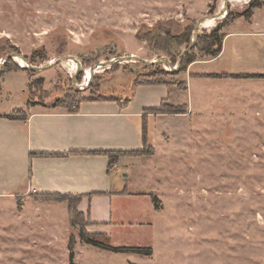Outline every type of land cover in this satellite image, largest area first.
<instances>
[{
	"label": "rangeland",
	"instance_id": "obj_1",
	"mask_svg": "<svg viewBox=\"0 0 264 264\" xmlns=\"http://www.w3.org/2000/svg\"><path fill=\"white\" fill-rule=\"evenodd\" d=\"M249 2L0 0V71L9 55L28 57L25 66L12 59L33 69L0 72L3 104L23 108L32 99L52 110L72 85L90 97L93 79L102 93L126 99L138 83L157 80L172 85L170 103L187 107L165 113L159 154L144 155L150 160L133 174L135 188L159 199L156 221L118 235L91 232L115 247H152L151 255L85 242L67 203L31 197L19 208L15 198L0 197V264H71L72 237L73 264H264V78L215 76L264 72V6L255 10L257 23L241 18L224 29L218 57L182 65L198 35ZM213 16L215 25L203 27ZM188 26L191 40L173 39L170 53L142 39L161 28L180 37Z\"/></svg>",
	"mask_w": 264,
	"mask_h": 264
},
{
	"label": "crops",
	"instance_id": "obj_2",
	"mask_svg": "<svg viewBox=\"0 0 264 264\" xmlns=\"http://www.w3.org/2000/svg\"><path fill=\"white\" fill-rule=\"evenodd\" d=\"M255 10L250 19H237L257 23ZM171 86L138 83L126 105L85 101L77 113L28 103L12 107L0 100V106H7L0 110V197L30 200L32 193L81 195L79 209L92 222L90 232L118 235L128 226L148 229L159 215L153 201L156 194L135 188L133 174L145 168L150 156L124 155L110 168L106 154L89 152L142 149L147 115L149 144L159 154V142L167 137L166 126H159L169 114L146 111L169 100ZM14 110H29L30 116L24 121L6 118Z\"/></svg>",
	"mask_w": 264,
	"mask_h": 264
},
{
	"label": "trees",
	"instance_id": "obj_3",
	"mask_svg": "<svg viewBox=\"0 0 264 264\" xmlns=\"http://www.w3.org/2000/svg\"><path fill=\"white\" fill-rule=\"evenodd\" d=\"M264 6V0H250L247 7L243 8L242 10L238 11H229L227 16L223 21H221L218 25H216L210 32H204L201 35H198L196 43L194 47L187 52L182 60V65H190L191 63L199 60V59H212L218 57L223 49L224 40L226 38V33L224 29L234 22L237 18L244 17L246 19H250L253 15V12L256 8ZM159 31H164V35L160 34ZM158 33H147L143 40L148 41L152 48L164 50L170 53V46L171 43L174 41L173 39L181 38L184 42H189L192 37L193 29L191 26H188L186 30H184V34L180 35V37L172 35L170 30H163L161 28L157 31ZM5 45L0 46L2 49ZM17 50V49H16ZM37 51H34V55ZM200 53V55H199ZM28 58V57H26ZM45 59V55L42 57ZM1 59V54H0ZM34 57L30 58V62L33 63ZM115 64L113 65V67ZM11 71H31L33 69L29 67H21L18 63L13 62V59L10 58L5 64L3 69L0 71L1 74H6ZM161 72L164 73H173V71H165L161 69ZM83 76V72L78 73L77 77L81 80ZM216 77H233V78H264V74L260 73H245V74H222V75H215ZM44 79L40 78L39 81H33L30 85H34L36 87V83H43ZM95 79H93L89 83V88L91 95L90 97L82 95L81 91L72 85L70 89L64 94L63 98H57L52 107L57 108L61 107L65 109L69 113H77L80 110V105L82 102L85 101H94V100H112V101H119L121 105H126L130 100L131 97L124 99L123 97L118 96H107L106 94L102 93L99 89V83L94 84ZM141 83L146 84H167L163 81H144ZM187 89V85H184V90ZM122 101V102H121ZM39 104L35 100L30 99L28 101V106H34ZM147 113H172V114H179V113H186L187 107L186 105H174L169 102V100H165L162 102L161 106L158 108L148 109ZM30 116L29 110H14L12 113L6 116V118L11 120H27ZM143 148L139 150H132V151H122V150H108V151H92L89 153L92 154H106L109 158V167L115 166L120 158L124 155L130 156H144V155H151L154 154V148L149 144V128H148V117L145 115L143 117ZM34 199L38 200H45V201H53L58 203H67L70 221L74 224L79 226L80 228V236L81 238L95 246L100 248L114 251V252H122V253H136L142 255H151L153 253L152 247H140V246H120L115 247L109 244H106L101 241H97L93 239L94 234L88 230V226L92 224L90 219L86 214H84L79 209L80 202L82 200L81 195H73V194H62V193H32L29 195ZM24 197H17L18 207H22V201ZM153 201L155 203V207L159 209V199L156 196H153ZM75 238L72 237L69 243L70 249V259L71 264H73L74 259V246H75Z\"/></svg>",
	"mask_w": 264,
	"mask_h": 264
},
{
	"label": "bare ground",
	"instance_id": "obj_4",
	"mask_svg": "<svg viewBox=\"0 0 264 264\" xmlns=\"http://www.w3.org/2000/svg\"><path fill=\"white\" fill-rule=\"evenodd\" d=\"M231 1H236V2H241L242 0H231ZM214 17H212V19H207L205 22H204V24H203V27H213L214 25H215V19H213ZM16 59L17 60H20V64L22 65V66H25L26 64V62H25V60L24 59H20V58H18V57H16ZM74 61V60H73ZM90 73H91V77H92V72L90 71V70H88L87 71V76H89L90 75ZM90 80H91V78H90ZM89 83H90V81H89ZM88 83V84H89Z\"/></svg>",
	"mask_w": 264,
	"mask_h": 264
},
{
	"label": "water",
	"instance_id": "obj_5",
	"mask_svg": "<svg viewBox=\"0 0 264 264\" xmlns=\"http://www.w3.org/2000/svg\"><path fill=\"white\" fill-rule=\"evenodd\" d=\"M227 1H229V0H226V2ZM214 18H218L219 16H213ZM202 24V22H199V24L197 25V27H196V31L198 32V27L200 26ZM16 56H20V57H22V59H24L25 61H27V59L24 57V56H22V55H9V57L7 58V59H9L10 57H12V58H15ZM73 59V58H72ZM131 59H136V60H141L140 58H138V57H134V56H132V58ZM122 60H128L127 58H123ZM122 60H120V61H122ZM6 62V60L4 61V63ZM115 61H110L109 62V65H112L113 63H114ZM101 64H103V63H101ZM99 66H102V65H97L96 67H99ZM28 67H30V66H28ZM33 68H36V67H34L33 66ZM93 71H95V69H93Z\"/></svg>",
	"mask_w": 264,
	"mask_h": 264
}]
</instances>
